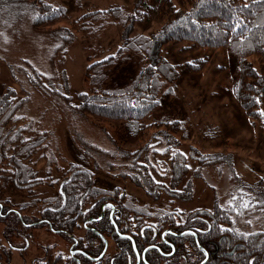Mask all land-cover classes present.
<instances>
[{
    "label": "trees",
    "instance_id": "16d2710c",
    "mask_svg": "<svg viewBox=\"0 0 264 264\" xmlns=\"http://www.w3.org/2000/svg\"><path fill=\"white\" fill-rule=\"evenodd\" d=\"M101 14L89 13L85 17L100 19ZM106 14L122 28L124 41L114 54L88 65L85 81L90 92L81 95L78 104L72 103L70 96L62 94L63 89H69V78L65 70L58 72L56 65L57 55L76 36L69 27L60 26L69 19L65 7L51 0H0V37H7L6 44L2 46L0 42L4 47L0 48V60L6 63L13 79L27 88L28 98L36 91L44 94L41 92L43 89L55 99L56 107L71 122L76 118L98 122L93 124L121 150L118 155L124 164L117 176L132 182L155 204L143 205L133 196L121 193L120 189L98 187L94 176L86 169L77 166H70L65 171L53 169L57 161L51 150V135L35 122L25 120L27 116L22 112L25 102L14 90L0 93V204L5 209L8 207L2 197L10 187L26 196L27 207L39 209L48 200L40 194V189L46 185L56 186L53 194L58 196L59 181L69 180L72 182L67 185H76L77 193L90 198L101 197L104 202L115 204L114 221L119 232L132 236L140 253L148 246L160 248L161 252L149 249L146 262L140 264H200L205 258L204 251L191 233L182 237L167 235V242L173 244L176 251L172 256L163 255L172 252L170 245L162 239L166 230L196 232L199 244L209 253L206 264H264V227L240 232L233 227L231 216L218 209L213 214L189 213L186 216L172 209L173 202H186L192 197L190 184L182 185L191 170L187 156L175 150L179 142L176 143V139L162 127L166 126L172 133L184 132L185 127L183 122L157 121L154 118L161 106L159 98L164 84L180 77L174 64L164 58L163 48L168 44L185 43L183 51L226 49L237 59L232 94L252 126L264 132V2L133 0L131 10L116 6ZM27 21L40 36L56 42L43 66L38 57L34 61L26 56L11 57V47L20 44ZM145 21L155 22L160 26L159 30L156 33H135L136 25ZM105 25L103 22L101 26H90L88 30L98 31ZM253 55L259 58L260 68L249 61ZM207 62L206 58H198L186 62L184 67L188 72H201ZM72 117L74 119H70ZM113 127L114 134L111 135L108 131ZM154 127L161 128V132L150 134ZM80 142L85 146L84 154L97 159V151L87 150L90 145L82 138ZM163 145L165 148L158 155L167 159L164 167L156 168L147 156L154 151L153 148ZM190 155L198 162L199 169L216 165L221 160L217 154L203 153L196 148L191 149ZM112 157L110 153L104 154L103 158L109 160ZM36 158L45 160L44 176L36 169L37 163L33 162ZM93 164L95 169H101L96 160ZM108 168L112 169L113 164L109 163ZM53 173H56L55 177ZM249 195L248 205L264 210V190L250 188ZM92 226L106 237L109 249L98 262L81 257L82 264H110L112 257L114 264H136L131 241L116 232L108 216ZM53 227L58 228L55 223ZM12 231H15L13 224L6 232L11 236ZM82 237L87 245L86 253L90 256L102 253L104 242L98 234L84 230ZM70 262L73 264V260Z\"/></svg>",
    "mask_w": 264,
    "mask_h": 264
},
{
    "label": "rangeland",
    "instance_id": "374dc122",
    "mask_svg": "<svg viewBox=\"0 0 264 264\" xmlns=\"http://www.w3.org/2000/svg\"><path fill=\"white\" fill-rule=\"evenodd\" d=\"M51 1L66 9L69 19L60 23V26L69 27L76 33L74 41L64 50L66 52L62 51L57 55L56 65L58 72L65 70L69 78V89H63L62 94L70 96L72 103L78 104L81 95L90 92L85 81L88 65L114 54L124 41L122 28L113 23L112 16L106 13L116 6L131 10L133 0ZM95 12H101L103 19L100 16V19H95L96 16L85 17L86 14H95ZM103 22H106L103 29L88 30L90 26L98 27ZM28 23L27 21L22 29L20 44L11 47V57L15 59L26 56L30 57L31 61L38 57L43 66L56 42L51 38L40 36ZM159 28L160 26L155 22L145 21L136 25L135 33H156ZM0 42L1 45L6 44L7 37L2 35ZM185 45V43L168 44L163 48L164 58L174 64L180 77L173 82L166 81L159 98L161 106L154 116L157 121L167 119V121L183 122L185 127V131L181 133H172L173 131H168L166 126L162 127V130L176 139V143L179 142L175 150L187 156L191 170L182 185L187 182L190 184L192 197L186 202H173L172 209L185 216L189 213L213 214L218 209L231 216L232 225L237 231H256L264 227V210L255 206L242 208L240 205L249 204L250 188L264 190V132L259 127L252 126L232 94L238 61L226 49L198 48L183 51ZM0 48L4 47L0 46ZM198 58L208 60L205 69L196 73L186 71L185 63ZM249 61L260 68L261 62L257 56H250ZM10 90H14L19 99L25 102L22 107V112L28 118L25 120L35 122L42 130L50 133L51 150L54 153V160L57 161L53 169L65 171L70 166L86 169L94 176L98 187L120 189L121 193L133 196L143 205L155 204L149 201L143 191L132 182L117 176L121 172L119 168L124 164L118 155L121 154V150L112 145L108 137L93 124L98 122L95 120L87 122L81 118L71 122L63 116L60 108L56 107L55 99L43 89L41 92L44 94L40 95L36 91L28 98L27 88L24 89L20 81L13 79L6 63L0 60V93ZM103 125L108 127L107 123ZM114 129L115 127L108 132L113 135ZM159 130L161 132V128L154 127L150 134ZM164 131L162 133H165ZM81 138L90 145L87 150L97 151V159L84 154L85 146L81 144ZM164 148V145L155 147L154 151L148 154L152 166L164 167L167 158L161 159L158 155V152ZM192 148L203 153L217 154L221 160L216 165L199 169L198 162L190 155ZM51 150L49 151L52 152ZM110 153L113 154V159L103 158L104 154ZM94 160L101 169L94 168ZM33 162L37 163L36 169L44 176L45 160L36 158ZM109 163L113 164L112 169L108 168ZM108 171L110 173H107ZM55 175L56 173H53L54 177ZM39 191L44 197L55 193V190L52 193L47 185ZM5 199L27 200L25 195L10 187L2 197V200ZM35 234L38 238L32 248L47 243L44 241L46 236L40 228L35 229ZM28 256H31V251ZM17 261L19 264L24 263L20 258Z\"/></svg>",
    "mask_w": 264,
    "mask_h": 264
},
{
    "label": "flooded vegetation",
    "instance_id": "af4514ba",
    "mask_svg": "<svg viewBox=\"0 0 264 264\" xmlns=\"http://www.w3.org/2000/svg\"><path fill=\"white\" fill-rule=\"evenodd\" d=\"M70 182L72 181L60 180L57 186L60 195L46 194L48 200L39 209L27 207L25 205L27 198L26 201L23 200L24 202L7 199L8 207L6 209L3 204H0V264H19L18 258L24 261L23 264H71V260H73V264H82L81 257L91 260L88 258L90 255L86 253L87 245L82 240L84 230L98 231L92 224L107 216L112 222L116 206L111 201L104 202L101 197L90 198V196L77 193L79 189L75 187L76 185H67ZM73 182L76 183V180ZM47 187L52 193L54 192L55 186L47 185ZM19 202L20 204H17ZM24 217L29 222L24 220ZM73 219L77 220L73 221ZM53 223L58 228H54ZM11 224L15 231H12L9 236L6 231ZM18 224L20 226H17ZM36 226L45 234L44 241L47 243L32 248L38 238V235L35 234L36 228H33ZM30 251L31 256L27 257ZM90 257L97 258L98 255ZM110 264H114L113 257Z\"/></svg>",
    "mask_w": 264,
    "mask_h": 264
},
{
    "label": "water",
    "instance_id": "95a60500",
    "mask_svg": "<svg viewBox=\"0 0 264 264\" xmlns=\"http://www.w3.org/2000/svg\"><path fill=\"white\" fill-rule=\"evenodd\" d=\"M99 219H101V218H99ZM112 222H113V224H114V226H115V229H116V231L118 232V234H120L121 237L127 238V239H129V240L131 241L132 246H133V249H134L135 254H136V257H137V263H136V264H139L141 260H143L144 262H146V253H147V251H148L149 249H157V250H159V251L161 252V250H160L159 247L152 245V246H148L147 248L144 249V251H143L142 253H140V252L138 251V249H137L136 243H135L134 239L132 238V236H130V235H128V234H121V233L119 232V228H118L116 222H115L113 219H112ZM94 232H96V233L99 235V237H101V239L103 240V242H104V249H103L102 253H101L97 258H92V257H90V256H88V258H90L92 261H98V260L102 259V258L104 257V255L106 254V252H107V250H108V248H109V242H108V240L106 239V237H105L104 235H102V234L99 233L98 231H94ZM188 233H191V234L194 235L195 240H196V242H197L199 248H201V249L204 251V253H205V258L200 262V264H206V262L209 260V253L206 251L205 248H203V247L199 244L198 236H197L196 232H194V231H190V230H186V231L181 232V233H176V232H173V231H171V230H166V231H164L163 234H162V239H163L165 242H167V240H166V236H167V235H173V236H176V237H182L183 235L188 234ZM167 243H168V242H167ZM168 244L172 247V249H173L172 252H171L170 254H164V253H162V254H163V255H166V256H171V255H173V253L175 252V248H174V246H173L171 243H168ZM147 264H148V263H147Z\"/></svg>",
    "mask_w": 264,
    "mask_h": 264
},
{
    "label": "snow or ice",
    "instance_id": "6c2138e0",
    "mask_svg": "<svg viewBox=\"0 0 264 264\" xmlns=\"http://www.w3.org/2000/svg\"><path fill=\"white\" fill-rule=\"evenodd\" d=\"M262 2H264V0H262ZM247 6V5H246ZM249 205L247 204V203H242L241 205H240V207H242V208H247Z\"/></svg>",
    "mask_w": 264,
    "mask_h": 264
}]
</instances>
